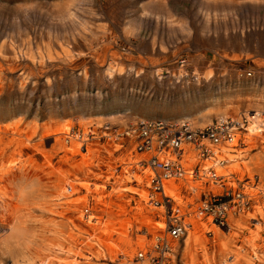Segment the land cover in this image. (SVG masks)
<instances>
[{"label": "rangeland", "instance_id": "rangeland-1", "mask_svg": "<svg viewBox=\"0 0 264 264\" xmlns=\"http://www.w3.org/2000/svg\"><path fill=\"white\" fill-rule=\"evenodd\" d=\"M0 93V127L36 132L35 142L45 130L71 126L83 138L90 131L93 146H82L79 159L95 163L91 172L83 163L69 204L50 198L43 208L53 190L47 183L20 195L36 178L0 184L16 189L9 212L0 209V264H150L159 241L170 248L166 264H230L242 248L241 264H264V136L249 148L240 145L242 135L234 147L244 151L240 173L224 184L245 203L242 213L231 208V229L201 216L194 240L165 233L156 245L162 210L146 203L148 174L137 165L150 157L124 136L140 120L203 129L222 117L264 112V0H0ZM53 146L45 140V151ZM195 158L182 162L192 172L199 167L188 181L202 189L209 160ZM67 167L73 170L72 160ZM172 180L183 210L211 195L207 183L193 194L185 180ZM76 203L77 232L57 214Z\"/></svg>", "mask_w": 264, "mask_h": 264}, {"label": "bare ground", "instance_id": "bare-ground-1", "mask_svg": "<svg viewBox=\"0 0 264 264\" xmlns=\"http://www.w3.org/2000/svg\"><path fill=\"white\" fill-rule=\"evenodd\" d=\"M158 72L160 73V70ZM196 75L197 74H195V76ZM159 79H160V77H159ZM208 79H210V78H208ZM197 80L199 81L198 78H197ZM21 86H22V88L25 87V83L22 82V80H21ZM263 113L264 112L257 111L253 115H250V116L245 115L244 119L247 122V124L245 125V129H246L245 132L244 131H242V132L234 131L232 136L230 137L229 141H225L223 144H220L217 146H212V148L210 149V151H211L210 158L207 159V160H209V162H208L209 165H207V166L205 165L203 167V170H202L203 174H201V176L203 178L202 181L204 183L208 184V187H206V188L211 191L210 192L211 194L218 193L220 191L219 186L221 185V183L224 184L225 182H229V180L227 178L231 179V178H234V176L239 175L240 169L238 167V163H236V162H238V160L240 162V160L242 159L241 158L242 156L240 157V155L244 154V151H243V153H241V151L235 150L234 147H236V146L239 147L240 145H243V144L246 145L247 144V145H249V148H250V146L255 144L254 137L258 136V133L261 134L260 136H264V117L262 116ZM223 118H226V117H222L219 119H223ZM169 123L173 124V122H167V124H169ZM63 129H60V130L56 129L55 131H50V132H49V130H45L42 137L39 138L38 141L35 142L33 135H35L36 132H33V135H32V134L28 133L26 130H21L19 126H15L11 130H9L8 128L0 127V184L3 182L7 183L8 181H11V180H12V182H16L17 179H22L25 182H28L29 180L31 181V179L36 178V180L33 179L34 183L32 182V184H29V185L25 184L23 186L20 185L21 186L20 187V189H21L20 195H23V197H26L23 191L29 187H31V190L43 191V190H39L40 189L39 187H42V186L40 184L36 185V182L47 183V184L52 185L50 187L53 190L51 191L50 196H47V195L43 196V200L45 202V204H44L45 206L43 205L44 206L43 208H47V205L49 204L48 202H49L50 198L51 199L56 198L57 200H54L55 202L60 201L62 204L65 202H66V204H69L67 201L72 199L73 197H75L79 193V190H78L79 187L78 186L81 184L80 172H81V167H82L83 163H85L86 164L85 167L88 168L86 170V172L90 169V167H95V163L91 162L92 161L91 157L87 160V161H89L88 163L83 162L81 159H79V156L82 154L81 153L82 146H85L87 148L89 145L93 146L90 144V139H88V138H89V135H94V134L89 133L90 132L89 131L88 133H85V137L88 136V138H83V137L78 136V135H73L71 126H67L66 129L65 128H63ZM242 135H244V138H242L243 137ZM51 138L54 141L53 150L47 152V151H45L46 149L44 150V143H45L46 139H51ZM128 138H130L131 140L134 139L133 136H128ZM240 138H242L241 143L239 142ZM239 143H240V145H239ZM151 147H152V149H151L152 151L147 153V154H145L144 152L143 153H138L137 151L136 152L138 154H141V155H143V154L148 155L150 158L152 156H155L159 163L172 164L173 162L177 161L178 157L173 155L172 153H168L166 151H163L160 154V153L156 152L155 149L157 148V146H155L154 143H152ZM191 150H192V146L186 145L184 147L183 154L180 156L181 159L179 162V165L181 166L182 170H184V174H185L184 180L186 182H184V180H183V182L185 184H188V187L190 186V184H192L191 181H188L189 175H191V171L186 169V165H183L182 161H183V159L187 160V165H188V163L191 161V159H194V160L196 159L195 158L196 156L194 154H190V156L188 157ZM89 151H90V149H89ZM89 155H90V153H89ZM92 157H93V154H92ZM54 158L58 159L57 164H53ZM149 159H144L142 161H139V163L137 165H139V166L141 165V167L144 168V169L142 168V172L145 173L147 171V174H148L147 180H146V186L150 185V188H149L150 192H149L148 200L146 201V203L148 204V206L150 208H152V209L155 208V210H157L158 209L157 205L149 203V196L153 195V193H152L153 189H152V185H151L152 174H153V171H158V169H154V168L150 167L151 164L148 163ZM71 160L73 162V170H72V168L69 170H65V168L69 165ZM137 162H138V160H137V158H135V160H133L131 163H137ZM131 163L128 162L127 164H131ZM185 163H186V161H185ZM231 164H234L235 166H232L228 171H226L225 168L231 166ZM241 169L245 170L247 172H250L249 170H247V168L245 166H241ZM82 171H84V170H82ZM222 171H225L227 175L226 174L219 175ZM86 174L87 173H85V175ZM197 174H198V172L196 173V175ZM212 174H214L213 180L210 178V177H212ZM133 175L135 176L136 174H133ZM136 176H137V178L141 177L140 179H137V180H140L143 182L144 181L143 178L146 177V174H144V175L140 174V175H136ZM172 179H174V178H172ZM172 179L164 182V185H165V194L167 196L171 197L174 200V202H176L178 204L179 216L183 218V221L181 224V226L183 227V229H182L183 234L180 237H178L177 239L178 240H181L182 238L184 239L185 237H187L190 234L189 239L192 241L196 237V235L192 234V233H194L195 227H197L199 224H203V219L201 220V216H198V214L195 213V207H194L193 211H189L188 205H187L186 207H187L188 213H187V210H185V209L183 210V208L181 209V206L186 204V202L183 201L182 202L183 204L178 203V201H179L178 194L181 193V190L177 189V187L174 185L175 182ZM68 180L73 182V187H71V188L68 187V185H67ZM219 180H221V182H219ZM236 182L237 181H235L234 183H236ZM9 183H11V182H9ZM204 183H203L202 189L200 188V186L199 187L198 186H196V187L190 186L189 190H191V192L193 194L198 193V191H200V190L202 192L203 191L205 192L206 189H205ZM230 183L232 185H235L231 181H230ZM6 185H9V184H6ZM6 185H5V187H6ZM13 187H9V189L6 188L4 191L0 187V209H2L4 213L9 212L10 205L8 204V201L11 200L13 197V193H14L13 190H16V189H13ZM255 187H257V184L255 185ZM147 188H148V186H147ZM10 189H12V190H10ZM179 196H180V194H179ZM244 197L245 198H247V197L252 198L251 196H249L247 194H244ZM146 199H147V197H146ZM75 201L73 203H75ZM243 203H245V202H243ZM50 206H52V205H50ZM70 206L71 207H69V208H67L68 206L66 208L62 207L61 211H60V209H58L57 214H58V217H61L63 220H65L68 224L71 225V228H73L74 231L77 232L78 228L80 227L79 226L80 222H79V219L77 217L78 216V214H77L78 213L77 212L78 211L77 210L78 209V203H76L74 205H70ZM243 207H244V205H243ZM48 208H49V210H52L51 207H48ZM55 209H57V208H55ZM261 209H263V208H261ZM241 213H242V210H241ZM236 214H237L236 211L232 212V209L229 210V218H228V228L229 229H231V218L234 217V215H236ZM156 215H157V217L162 216V218L164 219V223H163V221H161V223L163 224V228H160V229L163 232H159L160 229H158L157 237H155V241H156L155 245L157 244V241L159 240V234H162V235L165 233L167 234V232H166V226H167L166 225V219H165L163 211H162V213H161V211H159ZM83 216H84V214H83ZM80 218H81V216H80ZM73 240H74V243H76L77 239L75 237L73 238ZM159 242H163V241H159ZM253 246H255V245H253ZM253 246H251L252 253H253L252 258L255 257L256 259H258L259 254L256 251V247H253ZM171 247H172V245H171ZM165 249H166V251H165V253H163V255L161 257V259H163V264H166L165 263L166 262V255L165 254L170 251L169 245L166 246ZM242 250L245 251L246 249L242 248ZM242 250L240 249V253H238L236 256H234V260L230 264H237V263L241 264L242 263L243 260H241V258L243 256L241 258H239V256L242 255V253H241ZM244 251H243V254H244ZM157 258H160V257H157ZM150 260H152V259H150ZM259 260H261V259H259Z\"/></svg>", "mask_w": 264, "mask_h": 264}, {"label": "built area", "instance_id": "built-area-1", "mask_svg": "<svg viewBox=\"0 0 264 264\" xmlns=\"http://www.w3.org/2000/svg\"><path fill=\"white\" fill-rule=\"evenodd\" d=\"M247 122L244 117L233 118L226 117L223 119L214 120L210 125L203 129H193L188 123L180 122L167 124L163 121H148L140 120L133 129L127 131L124 136H133L138 153H149L152 150V143L157 148L156 152L166 151L177 156V161L172 164L159 163L155 156H152L148 163L150 167L158 169L152 174V193L149 196V203L155 204L158 210H162L166 219V232L177 239L183 234L181 226L183 218L179 216V207L174 200L165 194L164 182L174 178L177 181L184 180V170L179 165L181 155L184 152L186 145L192 146L193 152L197 153V158L200 161H206L210 158L212 146L223 144L229 141L233 132H245ZM184 146V147H183ZM151 147V148H150ZM165 153V152H164ZM199 171L197 166L192 175H196ZM212 172V171H211ZM214 179V174L210 177ZM221 182V180H219ZM220 194L202 195L199 198L195 213L198 216H203L211 219V223L222 231L228 230L229 210L236 207L237 211L243 208V196L240 192H233L226 189L225 184L219 186ZM149 204V205H150ZM246 206L248 204H245ZM190 210V208H188ZM165 242H159L155 250L158 252V257L151 260L150 264H163L161 259L165 253ZM140 258L142 256L140 255Z\"/></svg>", "mask_w": 264, "mask_h": 264}]
</instances>
